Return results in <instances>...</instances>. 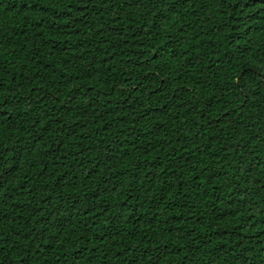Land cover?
<instances>
[{"label": "trees", "instance_id": "obj_1", "mask_svg": "<svg viewBox=\"0 0 264 264\" xmlns=\"http://www.w3.org/2000/svg\"><path fill=\"white\" fill-rule=\"evenodd\" d=\"M0 264H264V0H0Z\"/></svg>", "mask_w": 264, "mask_h": 264}]
</instances>
